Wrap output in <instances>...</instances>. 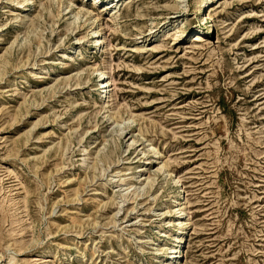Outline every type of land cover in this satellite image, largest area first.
Returning <instances> with one entry per match:
<instances>
[{"label": "rangeland", "instance_id": "rangeland-1", "mask_svg": "<svg viewBox=\"0 0 264 264\" xmlns=\"http://www.w3.org/2000/svg\"><path fill=\"white\" fill-rule=\"evenodd\" d=\"M0 264H264V0H0Z\"/></svg>", "mask_w": 264, "mask_h": 264}, {"label": "bare ground", "instance_id": "bare-ground-1", "mask_svg": "<svg viewBox=\"0 0 264 264\" xmlns=\"http://www.w3.org/2000/svg\"><path fill=\"white\" fill-rule=\"evenodd\" d=\"M113 3H111V4H108V5H106V6H104V9H108V10H111V8H112V5ZM116 5V4H115ZM115 11V10H114ZM70 12H71V10H70ZM78 18V13H76V15H74V21H77L76 19ZM93 32V31H92ZM95 32V31H94ZM93 32V33H94ZM95 35V37H96V33L94 34ZM95 40L93 41V42H95V44H98V43H100L101 42V40L98 38V36L96 37V38H94ZM195 39H198V38H195ZM63 55V54H62ZM106 70V69H105ZM104 72L102 71V72H100V74H99V78H101V79H103L104 78ZM106 78V77H105ZM102 83H100V87L101 88H103L104 89V87H106L108 84H106L105 82H103V85H101ZM101 92H105V91H101ZM105 111V110H104ZM113 118V117H112ZM115 121V120H114ZM116 122V121H115ZM115 126V125H114ZM125 127H119V129H118V132H119V136L120 135H122L123 134V136H125L126 134H127V131L124 129ZM120 137H122V136H120ZM133 141H135L134 139H131V143L129 144V145H127V146H130L132 143H133ZM101 152V151H100ZM142 153H144V152H142ZM154 153H157L156 151L154 152ZM153 154V153H152ZM147 159V158H146ZM162 167H163V163L161 164V166L159 167V169H158V171H160L161 169H162ZM164 168V167H163ZM140 169H142V168H140ZM143 170V169H142ZM157 171V170H156ZM119 181H120V183L121 182H123V180H120L119 179ZM152 181L148 178V181L146 182V184L144 185V186H142V184L140 183L139 184V186H133L134 188L133 189H130V188H128V189H125L124 191H122V192H126V193H124V194H120V196H121V198H123V202H126V201H129V200H131V198H132V200H133V202H135L136 201V198H137V196H139V195H142L143 193H145L146 192V189H147V187H151V183ZM119 185V184H118ZM121 185V184H120ZM119 185V186H120ZM121 192V193H122ZM131 195V197L129 198V196ZM139 197H141V196H139ZM126 200V201H125ZM132 202V203H133ZM132 206V205H131ZM130 206V207H131ZM121 208H118V211L120 210ZM134 209V207H131V211ZM129 211V210H128ZM177 211H181V209H177ZM177 213V212H176ZM116 215V214H115ZM181 224V221L179 220V221H177L176 222V225H180ZM176 252V250L173 252V253H175Z\"/></svg>", "mask_w": 264, "mask_h": 264}]
</instances>
